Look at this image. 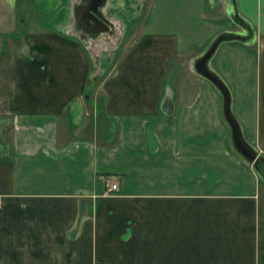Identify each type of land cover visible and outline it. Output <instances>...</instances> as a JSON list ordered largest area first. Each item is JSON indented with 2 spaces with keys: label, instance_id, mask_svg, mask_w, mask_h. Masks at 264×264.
<instances>
[{
  "label": "crops",
  "instance_id": "0c3cea01",
  "mask_svg": "<svg viewBox=\"0 0 264 264\" xmlns=\"http://www.w3.org/2000/svg\"><path fill=\"white\" fill-rule=\"evenodd\" d=\"M92 1L54 0L51 29L33 0H0V264H264V181L195 68L216 36L247 34L235 16L250 25L206 66L264 158V0ZM145 4L98 104L94 51L124 44L114 10ZM184 58L194 91L179 96Z\"/></svg>",
  "mask_w": 264,
  "mask_h": 264
},
{
  "label": "rangeland",
  "instance_id": "374dc122",
  "mask_svg": "<svg viewBox=\"0 0 264 264\" xmlns=\"http://www.w3.org/2000/svg\"><path fill=\"white\" fill-rule=\"evenodd\" d=\"M83 1H84L83 2L84 4L83 6H80V7L84 9L85 0ZM94 1L95 0H93L92 3ZM107 1L112 2L114 7L118 5L117 0H105V2ZM33 2L35 3V6L38 8V10L42 12L40 16L43 15L44 17L47 18V20L42 19L41 21L46 24L45 26H49L51 27V29H54L55 26L53 27L52 24H54L58 19H59L58 22L61 21L62 19L61 15H63V14H60L59 11L61 9H59V7L57 8L58 11H55V12L53 11L54 0H33ZM124 2H128V1L124 0ZM121 3H123V0ZM32 6L29 3L26 5L25 7L26 17H28L27 14L30 13L32 18L35 19L36 22H38L37 15H39V13L37 11V8L35 7L34 9V6L33 7ZM129 7L130 6L123 5V10L113 11L114 17L117 18L118 21H120V24L124 30V33L126 31V37H125L124 44L122 43V46L120 48L112 52L107 51V49H104V48L100 49V52L94 51L96 52V55H98L99 58H97V62H95L92 67V71L90 75L91 78H90V83L88 85L87 92L89 96H93V97L95 96L97 98L98 104H100L101 102V92L99 89L100 83L112 74L114 67L116 65V62L122 54V51L136 40V37L129 36V35L131 34V32H135V27L137 26V24L142 23V20L144 18L146 4L144 5V7L139 8V9H137L138 8L137 6L136 7L134 6V8H130V9ZM81 8H78L79 11H77L76 14H83L81 12H84V10L82 11ZM131 9L134 10V13L131 11ZM98 10L94 12V15L97 17L100 14L99 19L100 21H103V18L100 17L101 11L100 10L98 11ZM110 13L111 15H113L112 12ZM64 21L65 20L63 17V23ZM30 24L31 23L28 21V19H25V27L30 26ZM183 61L184 62H181L180 68L177 70V72L171 74L172 77L168 78V83L174 88V90H176V92L179 93V96H180L181 87L183 88L184 93H187L186 95H190V93L194 91V77L192 76L191 72L188 70V66L186 63L187 60L184 58ZM236 150L238 149L236 148ZM256 156L258 155L256 154ZM248 162L250 163V165H252L251 167L254 168V163L251 161V159H249Z\"/></svg>",
  "mask_w": 264,
  "mask_h": 264
},
{
  "label": "trees",
  "instance_id": "16d2710c",
  "mask_svg": "<svg viewBox=\"0 0 264 264\" xmlns=\"http://www.w3.org/2000/svg\"><path fill=\"white\" fill-rule=\"evenodd\" d=\"M234 20L239 27H241L247 31V34L245 36H243V35L240 36V35H236L233 33H223L221 35L216 36L211 41V43L208 46V49L205 52V54L203 55V57H201L199 59V61L197 62L196 69H197V72L201 76L208 79L215 86L217 91L220 93V95L222 97V102H223V116L226 119V121L229 122V124L231 126L233 139H234V142L236 144L238 151L248 161L250 159L249 153L256 155V152L251 147H249L246 143H244V141L241 138L238 124L235 121V119L231 113V93H230L228 87L224 84V82L218 76H216L215 74L210 72L206 66L208 60L211 58V56L214 54L216 49L221 44L227 43V42H236V41L237 42L238 41L245 42V41L251 40L253 38V35H254L253 29L250 27V25L245 20H243L242 18H240L238 16H235ZM238 135L241 138L244 145L246 146V148L248 149V151L243 149L242 146L240 145ZM261 158L264 159L263 157H261Z\"/></svg>",
  "mask_w": 264,
  "mask_h": 264
},
{
  "label": "water",
  "instance_id": "95a60500",
  "mask_svg": "<svg viewBox=\"0 0 264 264\" xmlns=\"http://www.w3.org/2000/svg\"><path fill=\"white\" fill-rule=\"evenodd\" d=\"M233 127V126H232ZM234 128V127H233ZM239 143L242 146L243 149L248 151L244 143L242 142L241 138L238 135ZM249 157L251 161L254 163L255 171L258 173V175L263 179L264 181V159H262L259 156L253 155L249 153Z\"/></svg>",
  "mask_w": 264,
  "mask_h": 264
},
{
  "label": "built area",
  "instance_id": "2783aa9c",
  "mask_svg": "<svg viewBox=\"0 0 264 264\" xmlns=\"http://www.w3.org/2000/svg\"><path fill=\"white\" fill-rule=\"evenodd\" d=\"M117 192H118V184L116 182L106 183L107 194H116ZM96 264H105V263H96Z\"/></svg>",
  "mask_w": 264,
  "mask_h": 264
}]
</instances>
